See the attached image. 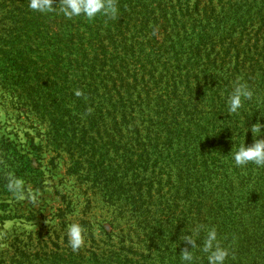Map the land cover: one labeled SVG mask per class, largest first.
Wrapping results in <instances>:
<instances>
[{
    "label": "rangeland",
    "instance_id": "1",
    "mask_svg": "<svg viewBox=\"0 0 264 264\" xmlns=\"http://www.w3.org/2000/svg\"><path fill=\"white\" fill-rule=\"evenodd\" d=\"M21 1L0 0V264H153L133 251L135 242L142 247L134 216L148 206L176 224L180 211L195 210L204 182L183 171L178 158L165 59L154 62V78L144 79L149 96L134 95V109L120 113L116 95L92 77L100 66L93 71L86 61L104 59L94 37L68 35L63 3L54 0V11L25 15L30 21L23 26L11 17L27 10ZM170 1L183 4L178 16L190 9L195 18L204 5L217 16L253 2L249 12H237L242 18L262 7L259 0ZM162 40L161 32L156 42ZM93 105L107 111L87 117L84 108ZM10 173L24 182L19 196L8 189ZM73 224L83 230L76 251L68 232Z\"/></svg>",
    "mask_w": 264,
    "mask_h": 264
},
{
    "label": "trees",
    "instance_id": "2",
    "mask_svg": "<svg viewBox=\"0 0 264 264\" xmlns=\"http://www.w3.org/2000/svg\"><path fill=\"white\" fill-rule=\"evenodd\" d=\"M21 2L27 10L13 9L11 17L21 19L24 26V21H30L25 15L39 12L29 10L25 0ZM114 3L118 8L115 19L102 14L91 20L83 15L66 17L68 35L94 37L104 59L96 56L86 61L93 71H97V64L100 66L92 77L100 79L110 97L116 95L120 113L134 109V95L137 99L142 94L149 96L152 90L144 89V79L154 78V62L165 59V73L172 80L171 84L169 78L166 81L171 91L168 97L175 100L179 128L175 133L178 158L183 171H191L204 181L198 185L195 210L180 211L176 224H166L165 214L148 206L145 213L134 216L142 230L137 238L142 247L135 242L134 253L153 264H185L180 254L187 249L192 252V264H208L209 253L203 251V245L207 232L214 228L216 243L228 251L224 264H264V168L258 169L251 162L237 167L232 158L243 141L247 147L254 139H264V127L258 137L250 131L258 121L264 125V0L257 2L262 5L260 10L247 18L237 12L244 7L249 12L253 2L244 1L225 12L223 9L217 16L204 5L201 18H197L199 14L196 18V14L188 15L190 9L178 16L184 6L176 7L170 0ZM255 26L257 30L251 33ZM161 32L159 44L156 37ZM148 48L150 54L146 53ZM162 78L159 73V84ZM238 79L247 84L253 97L243 101L238 114H229L227 99ZM84 111L89 117L107 108L93 105ZM185 236H191L197 246L191 249ZM109 252L115 259H128L119 252Z\"/></svg>",
    "mask_w": 264,
    "mask_h": 264
},
{
    "label": "clouds",
    "instance_id": "3",
    "mask_svg": "<svg viewBox=\"0 0 264 264\" xmlns=\"http://www.w3.org/2000/svg\"><path fill=\"white\" fill-rule=\"evenodd\" d=\"M30 8L35 11L47 13L54 11V7L50 0H31ZM60 11L64 16L72 18L74 16H85L89 20L95 18L97 14H102L109 19H115L118 16V8L114 0H63ZM76 96H81L80 90L75 91ZM253 97L252 90L246 83L239 82V79L234 83L233 90L228 96V113L238 114L243 107L244 100H251ZM91 111V109H89ZM264 117V115H261ZM264 127L259 121L251 126V133L256 134V137L262 135L261 128ZM237 167H242L250 162L255 164L258 169L264 168V139H254L251 146H245L244 141L241 146L233 153L232 156ZM23 180L9 174L8 189L13 194L21 195ZM82 228L79 225L73 224L69 226L68 232L70 236V244L73 251H76L83 244V237L81 235ZM199 231V227L196 232ZM217 234L215 229H210L207 232V238L204 241L203 251L209 253L208 264H224L228 251L221 248L216 243ZM184 240L190 244L192 248L196 247V241L191 236H185ZM182 261L185 264H192V252L185 249L180 254Z\"/></svg>",
    "mask_w": 264,
    "mask_h": 264
}]
</instances>
